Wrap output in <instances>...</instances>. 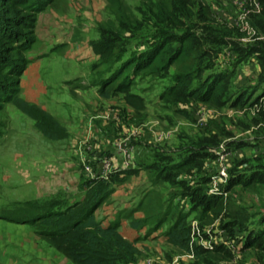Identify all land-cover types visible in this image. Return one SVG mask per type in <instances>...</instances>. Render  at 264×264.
<instances>
[{"label": "rangeland", "instance_id": "374dc122", "mask_svg": "<svg viewBox=\"0 0 264 264\" xmlns=\"http://www.w3.org/2000/svg\"><path fill=\"white\" fill-rule=\"evenodd\" d=\"M157 8L165 9L170 17L177 16L186 26L194 27L203 39L202 48L216 50L215 72L235 59L237 47L249 49L256 39L243 13V10L246 14L251 12L252 0H55L38 17V42L27 55L31 62L20 79V97L43 109L49 107L50 113L59 118L67 117L64 110H70L67 102L83 101L78 117L76 112L70 117L68 129L72 139L84 137L85 169L81 166L80 171L75 158L78 155L69 153L70 140L61 144L38 134L35 136V120L16 106L7 105L0 114L6 123V131L0 138V212L25 200L44 201L56 197L64 205L80 201L85 191L81 176L85 175L83 180H90L93 163V153L86 145L101 141L108 151L99 152V162H103L100 176L108 179L114 192L108 203L97 210V219L106 225L118 213L128 215L146 194L159 196L163 201L175 194L174 207L189 216L192 245L210 252L205 253L204 259H196L166 243L162 233L167 227L148 234L147 229L133 230L126 220L121 222L119 230L128 240L137 241L140 253L135 264H264V234H257L263 228L259 222L264 217V184L254 189L241 185L227 189L231 179L247 178L256 166L264 164V157L256 160L247 153L241 157L231 146L227 150V133L231 137L230 145L242 141H238L240 138L232 141L241 132L238 129L241 124L235 122L238 115L230 111L228 117L226 109L209 113L203 105L196 107L194 101L186 103L187 106L191 104L190 107L183 105L181 108L179 104L161 101L160 92L176 73L173 67L169 76H139L133 83L128 77L123 87L117 89L125 72L118 81L104 87L109 98L99 93L102 82L112 80L110 77L122 60L151 48L154 27L147 26L145 12L153 16ZM116 9L124 11V23L129 24L130 32L120 31ZM216 28L224 30L225 35L213 31ZM102 30H107L106 36L116 40L114 46L102 40ZM117 53L120 57L116 59ZM200 62L203 65L206 61ZM214 117L220 118L221 123L218 124ZM100 123L103 125L99 126ZM76 125H79L77 131H72ZM213 136L223 145V153L219 152L221 147L217 154L210 149L211 144L206 140ZM17 140L52 143L40 157L52 154L53 158L67 157L57 162L53 171L31 164L19 168L18 162L7 163L5 159L12 148L11 142ZM188 148H196L201 157H205L197 161L196 168L186 165L183 172L168 174L166 171L170 183L163 184L155 169L179 162L188 155ZM129 152L133 154L132 161L136 160L134 165L130 163ZM114 155L117 164L110 169L107 162ZM220 156L225 158L226 164L219 162ZM223 169L226 177L220 175ZM194 189L205 196L223 197V210L218 217L205 213L200 219V209L194 207L195 199L190 196ZM141 217V213H135L133 218ZM216 248L223 249L216 252ZM0 264L72 263L38 238L32 226L0 219Z\"/></svg>", "mask_w": 264, "mask_h": 264}, {"label": "trees", "instance_id": "16d2710c", "mask_svg": "<svg viewBox=\"0 0 264 264\" xmlns=\"http://www.w3.org/2000/svg\"><path fill=\"white\" fill-rule=\"evenodd\" d=\"M54 2L55 0H0V114L7 105H14L34 119L35 126L49 138L66 137L65 130L38 106L20 97V79L31 62L27 55L38 42L36 35L38 17ZM260 2L264 5V0ZM123 13V10L116 9L117 21L122 27L120 31L130 32L129 24L124 23ZM145 16L147 26L154 27L151 48L141 55L131 54L127 60L121 61L120 66L110 77L112 80L107 79L100 86L99 93L104 98H109L104 92V87L107 88L108 85L118 81L125 72L124 78L116 86L117 89L123 87L128 77H131L130 83H133L139 76L142 78H153L159 74L169 76L173 67L176 73L172 74L171 83L165 85L160 92L161 101L166 104L183 105L194 101L221 108L233 92L232 78L237 63L256 52H260L257 56L262 64L260 80H264V51L260 47L253 46L246 50L237 47L239 58L232 69L215 72L213 70L216 65L217 52L214 49L202 48L203 39L196 34L194 27L186 26L177 16L170 17L162 8H157L153 16L146 11ZM204 29L208 28L204 27ZM218 29H213V31L222 32V36L225 35L224 30ZM106 32L107 30L101 31L102 40L109 46H114L116 40L107 37ZM210 41L216 43V40L211 38ZM175 44H178L177 48ZM114 56L116 59L120 57L118 53ZM204 59L206 62L202 65L200 61ZM207 71L209 73L205 75ZM244 95V93L237 95V99L231 103V106H238L239 100ZM5 131L6 123L0 118V138ZM58 131L61 132L58 134ZM217 138L213 136L206 140L211 144L210 149L219 145ZM201 147L199 150L202 151ZM199 152L196 148L192 150L188 148V155L179 159V162L157 167L155 171L159 180L162 177L163 184H169L166 171L168 174L175 173V171L178 173L179 170L183 172L182 169L186 165L189 168H196L197 161L205 157L204 155L201 157L202 154ZM130 173L133 174V172ZM263 174L264 164H259L247 178L231 179L227 189L237 185L254 189L264 184ZM84 187V195L80 201L64 205L55 197L52 200L16 203L13 204L15 206L12 209L0 212V219L32 226L38 238L72 264H135L140 253L136 246L137 241H130L121 234L119 229L122 218L129 221V226L133 230L147 229L148 234L157 232L164 226L167 227L162 233L166 243L187 254H192L196 259H204L207 255L205 253H210L192 245V227L188 222L189 216L174 207L175 194H171L170 198L164 201L159 196L150 197L146 194L128 215L125 212L118 213L114 220L103 225L97 219L96 212L108 203L114 189L108 181H86ZM190 196L193 200L195 199L194 207L197 206L200 209V219L205 213H210L212 217H218L221 214L222 196H205L197 189H194ZM137 212L142 214L141 218H133ZM259 225L263 228L259 229L257 234H264V217ZM221 249L216 248V252ZM225 252L228 253L227 250Z\"/></svg>", "mask_w": 264, "mask_h": 264}, {"label": "crops", "instance_id": "0c3cea01", "mask_svg": "<svg viewBox=\"0 0 264 264\" xmlns=\"http://www.w3.org/2000/svg\"><path fill=\"white\" fill-rule=\"evenodd\" d=\"M252 2H253V8H251V12L246 14L245 11L243 10V13L245 16L244 19L247 18V22L249 21V23H247L249 28L251 27L253 29V33L256 35V39L254 41L253 46L260 47L264 51V5L260 2V0H252ZM245 31L249 32L248 29H245ZM239 34H240V31H239ZM239 36H240L239 38H241V34ZM244 37H245V34L242 35V38ZM242 41H245V39H242ZM259 54L260 52H256L255 54L248 57L247 59H244L237 63L235 67V72L232 78L234 89L231 95H229L227 99L228 101L224 106H222L219 109H216V108L209 107L208 105H205V104L194 102L196 107H199L202 105L205 106L207 110L209 109L207 111L209 113L211 111L220 112V110L226 109L228 112L226 113V115L229 117V112L234 111L238 115L237 120L235 122L236 124H238V121H239V123L241 124V127L238 128L239 130H241V132H238V134H236L234 138H232V141H235L234 139H238V138H240L238 141L240 140L242 141L237 142V144L230 145L229 143L231 142L229 141V138L231 137L229 133H227L228 135V138L226 137V139L228 140V144L226 145L227 150H229L231 146L233 147L232 149H234L236 153L241 154V157L245 153H247V154H252V157L256 160L264 157V80L262 81L260 80L262 64H261V59L257 58ZM238 58H239V55H235L234 60L229 62V64L221 65L217 71L222 72L225 70H231L234 65L233 63L237 62ZM240 93L245 94L244 97L241 100H239L238 103L240 104L236 107L231 106V103H233L237 99V95H239ZM29 103H32V102H29ZM32 104L37 106L35 102H33ZM59 104L60 103H58V105ZM66 104L70 106V110L64 108V110H66L65 112L67 114V117L61 116V118L55 116V113H50L49 107H44L43 109L40 106H38L48 115H50L59 124V126L65 130L66 137H54V138L46 137L40 129H37V127H36V130L39 133L37 132H33V133L35 134V136L38 134L40 137L44 136L47 139L61 142V144L65 143L67 140H70L71 146H70L69 153H73V155L75 153L78 155L75 158L77 160V164L80 166V171H81V166L82 168L85 169V153H83L84 148H85V146L83 145L84 137L82 135L80 137L81 139H79L78 137L74 136V138L72 139L71 138L72 134H71V131L68 129L69 127L68 124L70 121V117H72L74 112L77 113V117H78L79 110L80 111L82 110V107L84 106V104H83V101H81L80 103L79 102H76V103L67 102ZM179 105H180V108L183 106V104H179ZM190 105L188 106L186 105L183 107H190ZM222 114L223 113H221V115ZM81 116H83V114H81ZM97 116L95 118H97ZM211 116L213 117L212 114ZM230 117H232V119L235 120L233 114L232 115L230 114ZM96 120L98 121V123L102 122V121H99V119H96ZM214 120H216L218 124L221 123L220 118L214 117ZM81 122H82V119L79 120V123ZM102 125L103 123L99 124V126H102ZM78 126L79 125L72 127L71 130L77 131ZM220 126L225 127V125L223 124H221ZM60 132L61 131H58V134ZM251 133H253V136H251ZM130 135H131V132H130ZM243 136H248V138H243ZM219 138L221 139L220 136ZM11 145H12V148L8 151L9 153L5 159L7 163L10 161L13 163L18 162L17 166L19 168H25L27 164L29 165L31 164L33 166H38V167L42 166L44 168H48L49 170H52L53 167L55 168L56 165H58L57 162H60L62 158L67 157V156L60 155V156L53 158V154L49 156L40 157V155L44 153L47 150V148L53 145L52 143H47L43 141H37V142L32 143L26 140H17V141L11 142ZM102 146L103 145L101 141L99 142L92 141L91 144L86 145V148L90 149L93 153V158H92L93 163L91 167L92 172H89L90 180H87V181L97 182V181H107L108 180L107 178L100 176V167L103 162L102 163L99 162L100 161L99 152L100 150L103 151L104 153L108 151L107 150L108 148H104ZM220 147H221V151L219 152L223 153L224 148H223V145H221V143L216 148H214L212 152L217 154L216 152L220 149ZM125 153H127V150H125ZM107 154H109V152ZM124 157L126 158V154H124ZM128 157L130 158L131 165H134L135 164L134 162L136 160L132 161L133 154L131 152L128 153ZM39 159H42V160L46 159V160H43L42 162H40ZM116 159H117L116 155H114L109 160V162H107L108 167L110 169L116 167V164H117ZM216 161L218 160H215V162ZM44 162L46 163V166ZM219 162L226 164L225 158H223V156H220ZM123 163L125 164V159ZM37 173L40 174L39 169L37 170ZM84 176L85 175L83 174L81 176V180H82L81 183H83V185L85 183L84 181H86V180H83ZM27 201H32V200H25L23 202H27ZM114 219L115 217L111 219L110 221ZM126 220L127 219L122 218L121 222L126 221Z\"/></svg>", "mask_w": 264, "mask_h": 264}, {"label": "built area", "instance_id": "2783aa9c", "mask_svg": "<svg viewBox=\"0 0 264 264\" xmlns=\"http://www.w3.org/2000/svg\"><path fill=\"white\" fill-rule=\"evenodd\" d=\"M248 13H249V11H248ZM220 171H222V172H220L221 177H226L227 176V173H226V171L224 169L220 170Z\"/></svg>", "mask_w": 264, "mask_h": 264}]
</instances>
